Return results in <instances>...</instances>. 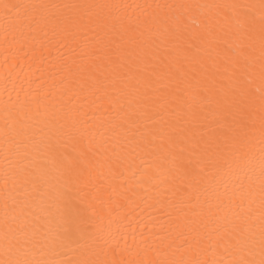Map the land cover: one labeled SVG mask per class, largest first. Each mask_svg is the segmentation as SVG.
<instances>
[{"label": "bare ground", "instance_id": "1", "mask_svg": "<svg viewBox=\"0 0 264 264\" xmlns=\"http://www.w3.org/2000/svg\"><path fill=\"white\" fill-rule=\"evenodd\" d=\"M4 3L20 6L13 9L20 13L18 20L5 13ZM260 3L0 0V261L74 264L87 258L128 264L174 257L235 264L243 259H259L258 164L251 173L257 184L251 204L247 199L241 203L239 198H229L241 179L247 183L243 172L227 176L209 170L203 179L195 180L180 175L181 159H176L177 154L193 142L180 130L188 126L190 115L187 106L180 111L165 102L159 89L169 82L163 80L144 92L131 85H118L117 90L110 85L111 77L98 82L96 77L89 78L82 69L94 59L91 33L77 43L67 44L48 20L65 11L51 6L64 4ZM151 11L127 10L132 17ZM253 12L258 18L259 7ZM231 15L230 9L193 7L188 22L195 28L205 17H211L218 34L238 48L244 43L243 30L235 18L225 20ZM32 16L37 19L32 20ZM201 55L215 57L216 52L204 49ZM256 83L258 86L259 81ZM202 112L206 127L220 128L223 122L213 112ZM14 116L22 122H14ZM62 125L64 131H59ZM192 131L198 133L199 127L193 126ZM79 133L87 137L83 144L73 139ZM170 137L177 142L170 143ZM49 140L58 144L55 163L51 154L35 148ZM189 156L186 151L183 163L188 164ZM188 166L199 170L196 156ZM70 169L82 170L90 183L85 186L73 180L69 184ZM216 184L221 194L226 184L229 195L217 197L213 191ZM69 188L71 197L65 195ZM69 216L83 220L85 235L77 243L61 246L57 237L67 227Z\"/></svg>", "mask_w": 264, "mask_h": 264}, {"label": "snow or ice", "instance_id": "2", "mask_svg": "<svg viewBox=\"0 0 264 264\" xmlns=\"http://www.w3.org/2000/svg\"><path fill=\"white\" fill-rule=\"evenodd\" d=\"M19 7L8 3L2 5L5 13L17 20L20 13H14L13 9ZM51 7L65 10L59 15L50 16L48 22L60 30L67 44L77 43L81 37L87 38L91 33L94 59L82 69L88 73L89 78L96 77L98 82L111 77L110 85L113 88H117L118 85L124 87L131 85L137 91L143 89L144 92L153 89L154 85L163 80L169 82L159 89L165 95V102L174 104L180 111H184L187 106L190 115L188 126L180 130L186 139L193 141L187 148L182 147L177 154L176 159H181L178 169L180 175L195 180L196 177L203 179L209 170L217 175L227 176L243 172L247 177V183L241 179L238 189L231 193L229 198H239L241 203L247 199L251 204L257 191V184L251 173L258 164L259 259H243L235 264H264V0H261L259 6L64 4ZM193 7L232 10V15L226 16L225 20L230 21L232 18L237 20L243 30L244 43L234 48L218 34V26L211 17H205L193 28L188 22L191 19L189 12ZM257 7L260 9L258 18L253 12ZM129 8L152 11L132 17L127 12ZM30 18L37 19L35 16ZM204 49H214L216 56L201 55ZM203 109L210 110L223 122L219 129L204 125L201 120ZM12 118L14 122H22L20 117ZM193 126L199 127L198 133L192 131ZM59 131H64L63 125ZM197 136L199 139H196ZM73 139L77 144H83L87 137L79 133L73 135ZM176 142L174 137H170V143ZM35 148L37 151L51 154L53 163L56 162L55 153L59 151L57 143L49 140L43 147L37 144ZM186 151L190 153L188 164L182 161ZM192 156L197 157L198 171L188 166L192 162ZM73 180L85 186L90 183L82 170H69V184ZM224 187L225 192L221 194L219 184L213 186L217 197L229 195L227 185ZM65 195L71 197V188ZM5 207L7 208V205ZM66 224L67 227L57 237V243L61 246L77 243L85 235L84 222L80 217L69 216ZM17 244L23 246L19 241ZM251 250L255 252L254 248ZM0 264H33V261L6 259L0 261ZM35 264L66 262L36 261ZM74 264H124V262L85 258L75 261ZM128 264H209V262L199 258L185 260L173 257L159 261H129Z\"/></svg>", "mask_w": 264, "mask_h": 264}]
</instances>
